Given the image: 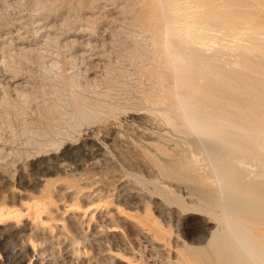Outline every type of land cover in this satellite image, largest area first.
<instances>
[{
    "label": "rangeland",
    "instance_id": "374dc122",
    "mask_svg": "<svg viewBox=\"0 0 264 264\" xmlns=\"http://www.w3.org/2000/svg\"><path fill=\"white\" fill-rule=\"evenodd\" d=\"M263 2L233 1L223 19L264 25ZM149 3L0 0V264H183L185 246L212 227L189 214V143L165 120L179 109ZM250 33L240 44L254 45ZM231 43L200 50L188 80L206 79L220 134L261 162L264 42L249 62Z\"/></svg>",
    "mask_w": 264,
    "mask_h": 264
},
{
    "label": "bare ground",
    "instance_id": "6f19581e",
    "mask_svg": "<svg viewBox=\"0 0 264 264\" xmlns=\"http://www.w3.org/2000/svg\"><path fill=\"white\" fill-rule=\"evenodd\" d=\"M149 1L154 8V11L152 13V22L148 24L150 26L153 24L154 35H152L158 37L161 42L162 49L164 50L163 52H166L169 57V61L166 62V64L168 63L167 69L169 70L168 72L171 73V79L170 81L168 80L169 85L165 91L168 89L169 94L172 96L179 109V116L177 119H174L171 114L167 113L168 115L165 114L167 115L165 120H167L166 122H168L174 130L178 128V133L181 132L189 143V146L185 144L186 155H184L186 156L187 168L184 170L182 175L186 180L184 183L188 184L193 188V190L195 189L198 192V194H195V192L191 193V195H195L196 198L189 201L191 205V207L189 206V210H191L189 214L199 217H207L208 219L205 220L206 225H211L213 228L216 225L215 230H212V227L208 228V230L199 236L196 242L190 241L191 245L197 246H185L184 251L182 250L185 254L183 256L182 253L181 258L183 259L180 261L183 262V264H264V232L262 230V226H264V201L258 200L260 194L255 197L256 188H259V186L264 184V165L262 163L264 162V159L260 158L261 162H259V159L257 160L253 157L250 158L248 152L246 151L248 149L245 150L239 145H235L234 142L232 144V141H226L225 137H228L229 134H227L228 136L220 134V130L216 122L217 115L214 113V108L211 107V103L209 102L215 94L212 92H206L205 95H203L204 92H202L203 89L210 88L209 86L201 83L202 80L206 79L204 77L195 76L194 79L191 78L188 80V75L191 74L190 69L193 67L198 68V66H201L202 64L200 62L202 58L199 53L200 50L211 48L209 46H212L213 44H217L216 46H218L220 42H226L227 44L229 39L232 43L229 41V44L227 45L230 46L231 43L233 45L235 44L234 46H236V49H239L240 47L245 49V55L243 54V57L246 58V62H249L247 59H250L249 56H251V54H256V48H264V45L262 44L264 42V25H262L263 23H251L253 20L250 21V18H248L249 22L242 18H238L234 21H232V18H230L231 20L228 18L230 22H228L229 20L226 22V18L223 19L225 16L222 15L225 10L228 11L227 8L231 7V3L236 0H232L231 3H229L231 0H148V2ZM259 1L262 2V0ZM219 2L221 4L217 6ZM251 3L253 5V2ZM241 4L244 6V3ZM183 7L185 8L183 9ZM260 7L263 6H259V9H261ZM186 9H189V11ZM241 9H243V7H241ZM261 10L263 11V9ZM150 11L152 12V10ZM256 12L257 14L258 12L261 14L260 11L255 10V13ZM259 16L254 18L258 19ZM261 22L263 21L261 20ZM148 29H150V27ZM245 31H249L251 32L250 34L253 35V37L250 38L254 40H252L254 42H252V44L254 45L249 46L251 42L248 43V35L244 37V41H246L245 39L247 38L246 42L248 45L245 46L242 45L243 43L240 44L242 41V35H246L244 34ZM211 35L215 36V41H213L214 38L213 40H209ZM258 36H262L263 38L259 39ZM226 37L229 38L228 41ZM156 42L158 41L156 40ZM259 43L262 44L261 46H263V48L258 47V45H260ZM227 45L224 46L227 47ZM255 45L257 47H254ZM229 48L233 49L234 47L232 46V48ZM259 51V53L263 55L261 50ZM237 52H240V54L242 53L241 51ZM236 54L237 53H235V55ZM240 54L237 55L240 56ZM262 55H260L259 59ZM243 57L241 59H243ZM234 58H236L234 61L238 60L237 57ZM244 61L245 60L243 59V62ZM226 63L228 66L227 68H229L228 63L230 64L231 62L228 60ZM226 63H222L224 64L222 65L223 68ZM236 63L233 64L235 65ZM252 63V66L254 67V62ZM263 63L264 62H260L258 65ZM244 64H247L246 66L249 65L244 62L243 66ZM165 65L164 67H166ZM222 66L221 70L223 69ZM204 68L208 69L209 66L205 65ZM235 69L236 68L233 67L232 71L227 70L229 75H234L233 77L236 75L238 76V69ZM162 70L163 69L159 71L161 72ZM221 70L220 72H226L225 69V71ZM233 71L236 72V74H230ZM242 73L239 72V76H241ZM156 74L157 76L159 75L158 73ZM215 75H217V73L213 74L212 78H215ZM164 76L159 75L155 78L157 80L159 77L165 79L166 76ZM231 76L229 80L232 78ZM254 77L255 75L253 76V80L255 79ZM232 79L230 80L231 83ZM225 80L228 81L226 78ZM233 80H236V78ZM160 81L161 80H159V83ZM160 84L161 88H163V83ZM239 87L240 86L237 87V90ZM226 92L229 93L230 91L228 90ZM165 95L161 96V98L164 97L166 99ZM220 95L223 97V94ZM229 96L231 97V94ZM224 97L226 98V96ZM164 100L162 102H164ZM243 100L239 99L238 101ZM215 101L218 102L217 100ZM165 102L168 103L167 100ZM249 102L252 103V101ZM169 103H171V100ZM218 103L219 106L222 104L220 102ZM252 104L254 105V103ZM228 112H230L229 108ZM261 195V198H259L263 199L264 195H262L263 198ZM115 230L116 228L110 229L107 232L112 233L115 232Z\"/></svg>",
    "mask_w": 264,
    "mask_h": 264
}]
</instances>
